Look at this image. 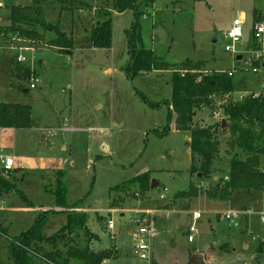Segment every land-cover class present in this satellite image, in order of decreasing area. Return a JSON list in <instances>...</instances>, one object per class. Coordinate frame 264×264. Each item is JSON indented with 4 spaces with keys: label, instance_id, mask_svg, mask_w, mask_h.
Listing matches in <instances>:
<instances>
[{
    "label": "rangeland",
    "instance_id": "obj_1",
    "mask_svg": "<svg viewBox=\"0 0 264 264\" xmlns=\"http://www.w3.org/2000/svg\"><path fill=\"white\" fill-rule=\"evenodd\" d=\"M31 3L0 0V28L9 25L12 5ZM110 4V0H78L76 8L62 13L57 4L43 5L46 21L72 37L69 50L51 45L56 33L41 28L38 41L0 34V102L31 109L30 128L15 129L11 135L0 133L1 154L16 160L14 178L2 177L19 190L0 196V264H14L9 238L28 230L37 210L49 211L43 237L67 223L63 211L69 208L52 212L56 203L51 192L56 172L61 170L67 206L79 203L75 212L86 213L87 228L93 234L90 242L78 230L79 244L89 245L92 252L107 251L111 258L101 264H187L194 255L200 264H264V223L260 221L264 189L209 198L225 192V185L215 186L218 179L228 177L233 155L243 159L245 155L230 148L219 133V172L198 178L190 172L189 133L176 130L174 120H169L173 75L186 63L202 64L208 73L232 72L230 101L264 95V40L257 44L253 39L254 24L264 17V0H152L142 5L134 38L140 33L144 47L153 51L163 68L133 78L125 73L131 58V10L113 12L109 48L90 46L91 30L101 18L97 13ZM234 19L243 21L235 55L225 51L230 44L225 33ZM256 52L261 54L258 62L253 61ZM19 56L25 61L17 62ZM13 63L22 68V75L29 67L31 75L12 77ZM205 75L209 74L201 77ZM34 80L39 81L37 88L30 89ZM217 101L226 103L227 98ZM220 121H225L222 110L212 107L197 110L194 117V125L202 127ZM4 138L6 144H2ZM136 177L144 180L131 183ZM154 180L158 187L151 189ZM116 187L120 189L114 191ZM243 208L250 214L238 226L220 218ZM134 211L157 213V236L150 239L148 260H140L134 252L133 234L138 227L132 221ZM193 212L202 216L196 223ZM109 220L114 224L112 232L100 226ZM193 224L197 231L189 242Z\"/></svg>",
    "mask_w": 264,
    "mask_h": 264
},
{
    "label": "trees",
    "instance_id": "obj_2",
    "mask_svg": "<svg viewBox=\"0 0 264 264\" xmlns=\"http://www.w3.org/2000/svg\"><path fill=\"white\" fill-rule=\"evenodd\" d=\"M30 5H12L9 8V25L0 28V34L12 33L33 41L41 40L38 28L56 33L51 45L60 51L73 48L72 37L61 32L56 24L48 23L45 19L43 5L57 4L61 13L76 8L78 0H31ZM111 4L105 9L100 7L99 21L91 30L90 46L98 49L109 48L112 39L113 12L123 13L128 10L133 12L134 22L132 30L128 32L130 61L125 68V73L134 77L142 72H150L163 68L157 63L153 51L143 45L138 31L139 9L152 0H110ZM137 35V34H136ZM138 44V45H137ZM258 66V65H257ZM202 68V69H201ZM179 73L172 79L173 98L170 107L169 120H174L176 130L189 133L188 148L191 154L192 174H201L202 178H210L218 173L216 159L220 152L219 133L224 134L228 146L237 149L245 155L240 158L235 153L229 162L228 181L218 179L217 188L225 185L226 190L218 196L220 199L230 197L234 191H261L264 189V174L261 168L264 164V95L255 97L254 94L230 101L228 98L233 93L232 77L225 72H207L202 64L192 65L186 63ZM18 68L16 63L12 66V77L28 78L31 75L29 67ZM205 75L203 78L202 74ZM20 74V75H19ZM202 78V80L200 79ZM200 79V80H199ZM227 98L226 103H219L217 99ZM203 107L221 109L225 118V125L217 122L213 125L202 127L194 125L196 111ZM31 109L20 104H0V128L26 129L30 128ZM229 135V137H227ZM9 176V174H8ZM144 179L136 177L131 183ZM127 183H125L126 185ZM123 185V186H125ZM122 187V186H121ZM116 187L114 191L119 190ZM16 189L14 183L0 177V193H8ZM56 208H65L67 223L48 237L42 236V229L46 224L49 211L38 214L28 230L9 238V255L14 264H101L111 258L107 251L92 252L89 245H81L78 230H83L93 240V234L87 228V215L75 212L79 203L71 207L66 203V188L63 183V174L58 173L55 180L54 191ZM23 200H26L22 195ZM226 198V199H228ZM71 208V210H70ZM56 212L57 211H53ZM1 232V230H0ZM4 235V233L2 232ZM88 241V240H87ZM50 249H47V248Z\"/></svg>",
    "mask_w": 264,
    "mask_h": 264
},
{
    "label": "built area",
    "instance_id": "obj_3",
    "mask_svg": "<svg viewBox=\"0 0 264 264\" xmlns=\"http://www.w3.org/2000/svg\"><path fill=\"white\" fill-rule=\"evenodd\" d=\"M242 26L243 21L241 19H234L229 30L227 33H225V37L230 41V44H228L225 48L226 52L232 53L233 55L236 54L235 45L240 43L242 39ZM253 39L256 41L257 44L262 43L264 40V17L258 19L253 27ZM13 50V49H11ZM239 57V55H238ZM261 57L260 53L256 52L255 60L253 61H259ZM17 62H24L25 59L22 56H19L16 58ZM263 65V64H262ZM248 66H254L253 63L248 64ZM264 66V65H263ZM253 73H258V70L256 68H253ZM228 75L232 77L233 73L228 72ZM201 79V78H200ZM199 79V80H200ZM35 83L30 85V89H35L36 84L39 83L38 80L34 81ZM261 93H255V97H259ZM215 117H217V114H214ZM0 162L3 165V173L9 174L11 171H13L16 167V160L13 156H1ZM261 172L264 174V164L261 168ZM229 177H224V181H228ZM161 199L164 200V197L161 196ZM264 203V201H263ZM113 212V211H111ZM134 217L132 218V221L137 224V229L135 230V245H134V252L138 256L140 260H148L151 257V243L150 239L157 236V230L155 227V216L157 213L152 211H134ZM245 215V211H229L227 213H224L220 215V218L222 220L228 221L234 226H238L240 219ZM201 213L199 212H193L192 218L193 222H198L199 219H201ZM260 221L264 223V214L261 215ZM109 232H112L114 229V224L111 220H109L105 226H104ZM197 231V224H193L191 228L189 229V233L191 235L188 236V241L193 242V233Z\"/></svg>",
    "mask_w": 264,
    "mask_h": 264
},
{
    "label": "crops",
    "instance_id": "obj_4",
    "mask_svg": "<svg viewBox=\"0 0 264 264\" xmlns=\"http://www.w3.org/2000/svg\"><path fill=\"white\" fill-rule=\"evenodd\" d=\"M143 18L145 19V16H143ZM219 71H220V70H219ZM217 72H218V71H217ZM11 85H12V84H11ZM36 88H37V87H36ZM36 88H35V89H36ZM25 92H26V90H25ZM7 103H9V104H17V103H12V102H0V104H7ZM14 130H15V129H11V128H0V133H1V131H4V132L7 131L8 133H9V132L11 133V132H14ZM10 133H9V134H10ZM10 135H11V134H10ZM0 139H1V136H0ZM6 143H7V139L4 138V139L2 140V144H6ZM0 146H2L1 143H0ZM103 147H106V146L103 145L102 148H103ZM1 156H12V155H10V154L2 155L1 152H0V157H1ZM72 164L74 165V163H72ZM0 165H1V167H0V177L3 178L2 175H5V174L3 173V172H4V171H3V165L1 164V162H0ZM22 165H23L24 167L28 168V164H27V163H23ZM15 168H16V167H15ZM15 170H16V169H14L13 171H11V172L9 173V176H8L9 178H14ZM61 171H62V170H61ZM61 171H57V172H56V175H55L56 178H57L58 173H62ZM7 175H8V174H7ZM43 175H44V174H43ZM56 178H55V179H56ZM216 179H217V178H215V180H216ZM11 192H12V191H11ZM11 192H8V193H3V192H1V193H0V196H3V195L6 196V195L10 194ZM235 193H246V192H235ZM248 194H249V193H248ZM25 198H26V197H25ZM24 201L27 202V199L24 200ZM35 210H37V209H35ZM54 210H57V211H58L59 208H55ZM54 210H53V211H54ZM242 210L245 211V215H244V216H248V215L250 214L249 211H247L246 208H243ZM37 211H40V212H41V210H37ZM44 211H48V210L45 209V210H43V212H44ZM40 212H39V213H40ZM252 213H253V212H252ZM102 225L105 226L104 223L100 222V226H102ZM244 247H245V248H248V245H244ZM261 249H264V241L262 242V247H261ZM258 251H259V250H258ZM204 261H205V262H208L207 258H205ZM205 264H206V263H205Z\"/></svg>",
    "mask_w": 264,
    "mask_h": 264
},
{
    "label": "water",
    "instance_id": "obj_5",
    "mask_svg": "<svg viewBox=\"0 0 264 264\" xmlns=\"http://www.w3.org/2000/svg\"><path fill=\"white\" fill-rule=\"evenodd\" d=\"M241 56L237 57V60H240ZM223 125H225V121H222ZM227 137H229V135H227ZM201 177V174L198 175V178ZM156 187H158V182L157 181H153L152 185H151V189H155ZM201 259L199 258V256H192L191 259L189 260V262L187 264H200Z\"/></svg>",
    "mask_w": 264,
    "mask_h": 264
},
{
    "label": "bare ground",
    "instance_id": "obj_6",
    "mask_svg": "<svg viewBox=\"0 0 264 264\" xmlns=\"http://www.w3.org/2000/svg\"><path fill=\"white\" fill-rule=\"evenodd\" d=\"M35 81V80H34ZM31 85V84H30Z\"/></svg>",
    "mask_w": 264,
    "mask_h": 264
}]
</instances>
